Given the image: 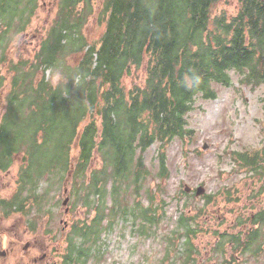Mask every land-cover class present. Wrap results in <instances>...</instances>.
Instances as JSON below:
<instances>
[{"label":"trees","instance_id":"trees-1","mask_svg":"<svg viewBox=\"0 0 264 264\" xmlns=\"http://www.w3.org/2000/svg\"><path fill=\"white\" fill-rule=\"evenodd\" d=\"M97 1L59 0L51 28L38 41L35 63L26 71L20 70V65L25 62L10 65L18 76L13 78L12 73L0 115V169L5 171L10 164V156L18 153L23 143L28 147L26 152L30 158L25 172L28 174L23 175L18 192L10 202L1 201L0 205L5 216L9 212L23 213L31 197L37 198L35 192H29L25 198L23 196L31 177L29 173L40 176L51 166L46 165L49 158L41 150L60 148L66 156L61 169L66 171L70 141L77 136L81 149L73 176L84 178V170L93 152L94 136L100 132L98 148L104 149V156H109L112 163L111 176L115 184H110V196L114 201L113 209L121 207V213L124 217H131L133 225H136V220L140 221L141 228L143 222L147 223L150 232L156 220L155 195L149 194L150 203L146 208L137 204L139 212L132 211L123 201H117L122 191L116 185L117 178L129 173V165L137 151L145 152L155 143L163 149L171 138H181L189 133L184 117L193 111L195 98L214 100L213 85L230 87V71L243 74L241 83H264V0H235L239 10L234 16L222 10L216 11L219 0H102L97 19L104 26L103 32L97 37L96 45L89 43L88 52L84 53L81 62L70 72L66 69L61 73L65 91L59 93V86L53 88L49 81H45L44 73L47 69L61 67L63 42L67 40L69 47L74 46L76 31L87 23L90 16H94ZM26 2L0 0V24L10 28L12 20L16 16L23 17L25 9L30 8L26 20L20 22L24 26L17 28V32L24 31L35 12L34 5ZM10 6L13 9L11 13L8 12ZM10 14L13 18L7 24L4 19H8ZM6 32L1 26L0 41ZM76 46L83 48L85 42ZM0 51L6 52V49ZM94 54L96 64L93 63ZM143 67L142 85L138 80V85L126 90L122 84L124 77L131 70ZM36 72L43 74L39 84L34 82ZM100 79L101 88L96 84ZM49 112L51 118H48ZM91 112L100 117V123L91 120L81 129V123ZM57 131L59 139H56ZM52 151L55 152L54 149ZM161 157L159 173L162 175L166 168ZM241 157L238 154L235 161H241ZM243 160L246 163L238 162L239 167L235 171L262 175L259 174L261 164L258 161L264 163V150L256 152L249 162L245 158ZM134 176L132 183L138 192L141 180L146 176L141 157ZM106 186L94 171L83 206L95 208V217L90 225L87 221L78 220L72 226L74 235L81 234L83 240L95 236L96 245L100 241ZM113 212L109 213L108 223ZM178 227L173 234L179 231L181 236H170L173 246H180V240L184 239L185 252L190 254L193 248L191 238L197 225L193 224L190 216L182 214ZM68 241L73 240L70 237ZM69 246L70 256L74 252L80 257L88 253L83 245L75 242ZM189 261L192 260H187V263Z\"/></svg>","mask_w":264,"mask_h":264},{"label":"rangeland","instance_id":"rangeland-1","mask_svg":"<svg viewBox=\"0 0 264 264\" xmlns=\"http://www.w3.org/2000/svg\"><path fill=\"white\" fill-rule=\"evenodd\" d=\"M58 2L59 0H35V3H31L27 0V4L34 5L35 12L22 32H17V28L24 26L20 22L30 14L29 7L28 10L25 9L23 17L16 16L12 20L10 28L6 29L0 24L2 30L7 31L0 41V50L6 49V52L0 51V115L11 85V77L13 74V78L18 76L10 66L11 63L20 65V62H25L20 65V70L25 71L35 63L34 54L39 48L38 41L51 28L58 12ZM97 3L94 16H90L87 23L76 31L74 46L69 47L65 40L63 58L59 61L61 67L47 69L44 73L45 81H49L53 88L59 86V93L65 91V80L61 78V73L66 69L70 72L73 66L81 62L87 52L85 47H89V43L96 45L97 37L103 32L104 26L97 19L102 0ZM218 4L216 11L222 10L229 16L236 15L239 10L235 0H219ZM10 11H13L12 6L9 7L8 12L11 13ZM11 18L12 14L4 21L8 24ZM72 23L74 22L71 21ZM83 42L85 47L76 46ZM44 68L45 66L42 70ZM229 74L230 87L213 85L216 95L214 100H203L200 96L195 98L193 111L184 117L189 133L181 138H171L163 149L155 143L145 152L137 151L129 165V173L118 176L116 185L122 191L117 201H123L132 211L139 212L137 204L141 207L148 206L149 194L155 195L154 204L161 206V209H158L156 216L158 224L150 232L147 224H144V233L141 232L144 229L140 230V221L136 220V225H133L131 217L123 216L121 207L113 209L114 201L110 196V184L114 183L111 176L112 163L109 156H104V149L98 148L100 132L94 136V151L84 170V178L73 176L77 168L76 158L81 149L79 138L73 137L68 149L66 171L61 169L66 156L60 148L41 150L49 158L46 165L51 166L40 176L29 173L31 177L25 185L23 196L25 198L29 192H35L37 198L31 197L23 213L9 212L5 216L0 208V252L5 253L4 257H0V264H63L62 255L68 253L67 246L72 242L64 240L70 225H75L78 220L90 222L93 218L94 211L90 207L85 208L83 203L94 171L107 186L100 223V241L96 248L98 254L90 264H199L200 261L206 264H226L229 255L239 260L237 263L232 257V264H264V250L257 254L254 252L259 246H264V235H261L259 242L249 246L246 253H238L243 242L238 243L231 238L248 228L244 225L245 218L250 213L255 214L250 209L261 207L263 202L261 197L256 196H259L260 188L264 192V166L261 165L259 170L262 175L237 172V164L232 162L231 151L235 158L241 154V160L244 161V158L250 160L258 149L264 148V83H241L242 73L230 71ZM143 75L144 67L131 70L122 84L126 90L138 85V80L139 85H142ZM42 77V72H36L34 82L39 84ZM96 84L101 88L102 80H98ZM51 116L49 112L48 118ZM91 120L100 123V117L91 112L81 123V129ZM56 139H59L58 131ZM26 150L27 145L21 144L19 152L10 156V164L5 171L0 170V202H10L19 190L23 175L28 174L25 172L30 157ZM161 155L166 168L163 178L159 173L163 160ZM140 157L146 176L136 192L132 181ZM185 186L192 190L191 194L183 192ZM197 187L204 189V194L200 197L194 195ZM66 197L68 204L63 207ZM66 208H69L67 214ZM112 210L115 213L113 212L108 223ZM182 214L193 218L197 225L191 238L193 248L190 254L185 252L184 239L180 240V246L171 247L170 236H181V232H173L178 227V219ZM260 229L262 228H257ZM225 231H228V235L221 237ZM74 234L71 229L67 240L71 237L73 242L81 245L83 239L76 235L73 238ZM187 260L192 261L187 263Z\"/></svg>","mask_w":264,"mask_h":264},{"label":"flooded vegetation","instance_id":"flooded-vegetation-1","mask_svg":"<svg viewBox=\"0 0 264 264\" xmlns=\"http://www.w3.org/2000/svg\"><path fill=\"white\" fill-rule=\"evenodd\" d=\"M1 170V169H0ZM191 194V192H190ZM258 195L259 196H256V198L258 197H261V199L263 200L262 202V206L261 207H253L251 208L250 210L252 212H255L254 213H250L246 218V222H245V227H248V228H245L243 231V233L239 232L238 233V240L237 242L238 243H242L243 242V245L241 247H239V251L238 253L240 252H248L247 250H244L243 248L246 246V243H253L252 245H254L256 242H259L260 240V237L261 235H264V192L261 194L258 192ZM1 210H3L2 206H0ZM4 213V212H3ZM231 226H236L235 224H231ZM243 225H240V227H242ZM261 227L262 229L260 230H263L262 233H260V230H256L257 228ZM71 231V229L69 228L67 233L65 234L64 236V240L65 241H68L67 240V236L69 234V232ZM241 236V240L239 239V237ZM83 241L82 242V245L84 247V251L88 252L86 255L84 256H81L79 258V260H75V257L77 255L73 254L72 256H70L69 254H66V255H62V258L64 260V263L63 264H90L92 262H94L97 258V252H96V248H97V245H96V241H95V236H93V238H91L90 240H81ZM69 242V241H68ZM73 242V241H72ZM251 245V246H252ZM71 246V245H70ZM69 245L67 246L70 247ZM264 250V246H259L257 249L254 250V252L257 254V253H260ZM3 256V252L1 251L0 252V257ZM232 257L235 258V256H231L229 255L227 257V263L226 264H232L234 262H232ZM236 259V262L238 263L239 260L237 258ZM199 264H206L204 262H199Z\"/></svg>","mask_w":264,"mask_h":264},{"label":"water","instance_id":"water-1","mask_svg":"<svg viewBox=\"0 0 264 264\" xmlns=\"http://www.w3.org/2000/svg\"><path fill=\"white\" fill-rule=\"evenodd\" d=\"M189 188L185 187V192H189ZM204 194V189L202 187H198L196 189L195 195L196 196H202ZM67 203V200L63 203V205H65Z\"/></svg>","mask_w":264,"mask_h":264},{"label":"bare ground","instance_id":"bare-ground-1","mask_svg":"<svg viewBox=\"0 0 264 264\" xmlns=\"http://www.w3.org/2000/svg\"><path fill=\"white\" fill-rule=\"evenodd\" d=\"M246 160H247V159H246ZM250 160H251V159H250ZM257 161H258V160H257ZM247 162H249V160H247ZM66 200H67V203H66L65 205H63V203H64ZM63 203H62V206H63V207L67 206V204H68V197L65 198V200L63 201ZM68 210H69V208H66V209H65V213H67Z\"/></svg>","mask_w":264,"mask_h":264}]
</instances>
